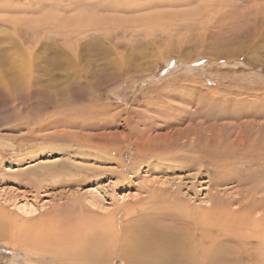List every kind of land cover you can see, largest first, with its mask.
Wrapping results in <instances>:
<instances>
[{
    "label": "rangeland",
    "instance_id": "1",
    "mask_svg": "<svg viewBox=\"0 0 264 264\" xmlns=\"http://www.w3.org/2000/svg\"><path fill=\"white\" fill-rule=\"evenodd\" d=\"M25 55L24 78L9 62ZM187 129L203 169L196 144L166 158L130 145ZM179 201H220L213 226L264 231V0H0V264H43L85 237L74 222ZM250 237L241 264H260Z\"/></svg>",
    "mask_w": 264,
    "mask_h": 264
},
{
    "label": "bare ground",
    "instance_id": "2",
    "mask_svg": "<svg viewBox=\"0 0 264 264\" xmlns=\"http://www.w3.org/2000/svg\"><path fill=\"white\" fill-rule=\"evenodd\" d=\"M24 57L26 60L12 58L9 62V67L11 68L10 70H15L13 67H18V70L25 78V75H28L34 64L32 58L27 55ZM238 115L230 113L226 117L229 120L232 118L238 119ZM250 116L256 118L262 117L260 115ZM251 123L254 126V123ZM242 125L246 128L251 126L249 122L241 123L239 127H242ZM193 131L197 132L199 130L194 129ZM189 132L190 130L187 129L182 133H175L170 137L157 136L150 140L147 138L145 141L136 138V143H130V145L139 148L149 142V145L155 146V148L158 147V150L161 151V156L166 158L170 157V154L176 150L179 152L181 150L179 149L180 146H184L185 148V145H188V143L192 145L196 144L195 152L199 155L193 158L190 165L187 164L191 169H194L195 166L203 169L206 167L205 160H207V156L203 155L202 148L199 145L200 139L198 138L201 136L199 133H194L193 135L197 136L196 139L189 141L192 135ZM59 136L61 137L62 135ZM99 137L102 139L105 136ZM78 139L83 140L84 136H78ZM184 139H188L187 143L186 141H184L185 143L182 142ZM88 140L90 141L89 138ZM213 141L217 143L221 142V135L217 133L213 135ZM108 145L109 143L105 145L106 148L110 147ZM155 153L157 152L155 151ZM158 153L160 152L158 151ZM178 159H180V156L169 158V160L175 161ZM210 164L213 165L212 162ZM214 208L208 207L199 211L187 207L180 201L174 204L163 202L161 208L159 206L151 211L136 212L132 218L122 224L119 223L114 215L104 217L106 220L97 223L95 228L91 226L88 228H86L87 226L78 227L76 222H74L75 224L68 228V230L70 229V233L85 236L81 241L78 240L75 242V245L69 248L65 247L61 251L56 246L55 248L48 247L45 250L43 249L45 252H38L39 250H37L38 253L36 254L42 257L40 260L43 264H46V262H49V264H110V261L114 260L116 255L120 256L125 264H241L244 258L247 260L252 254H255L250 253V248H254L253 244L255 243L250 236H256L260 240V248L258 252H255L259 258V263L264 264V231H259L260 233H258L256 229H251L246 233H239L236 231H225L224 228H217L221 226H213V222L220 221L223 213L222 203L218 201ZM24 212L30 213L31 209ZM157 220L171 221L173 226H168L171 228L167 230L163 225V227L157 226ZM92 232L97 233L91 236ZM247 233L250 236L244 235ZM88 234L90 236H86ZM213 235L216 239L213 238ZM208 243H210V246L208 245L210 248L206 247ZM228 243H233L237 246L235 253L232 255H229L228 250L224 251V248L229 245ZM228 256L231 257L228 258Z\"/></svg>",
    "mask_w": 264,
    "mask_h": 264
}]
</instances>
